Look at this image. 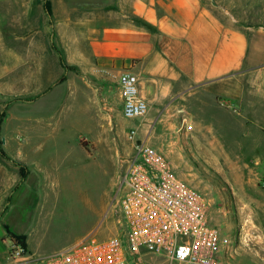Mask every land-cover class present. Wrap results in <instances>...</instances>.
<instances>
[{"label": "crops", "instance_id": "obj_1", "mask_svg": "<svg viewBox=\"0 0 264 264\" xmlns=\"http://www.w3.org/2000/svg\"><path fill=\"white\" fill-rule=\"evenodd\" d=\"M125 72L138 77L149 105L143 119L123 116L118 77ZM237 76L253 77L259 87L221 89L237 98L218 100L210 86ZM0 94L47 100L48 112L74 97L84 110L92 102L102 123L80 141L84 152L82 142L101 144L119 113L127 127L138 128L137 143L164 150L174 162L187 149L199 154L245 199L264 190V34L250 32L213 0H0ZM42 149L21 162L3 148L27 166L0 155L6 200L20 185L49 180L53 152ZM122 152L134 158V143ZM1 228L8 232L6 222Z\"/></svg>", "mask_w": 264, "mask_h": 264}, {"label": "rangeland", "instance_id": "obj_2", "mask_svg": "<svg viewBox=\"0 0 264 264\" xmlns=\"http://www.w3.org/2000/svg\"><path fill=\"white\" fill-rule=\"evenodd\" d=\"M213 1L250 32L264 34V0ZM254 81L253 77L237 76L210 87L219 90L218 100L228 101L235 96L222 95L221 89L254 88L258 86ZM23 98L31 97L0 94V105L7 102L9 108L1 132L2 147L21 162L29 159L31 149L43 148L40 154L51 150L53 169L42 187L28 182L18 186L10 204L0 191V223L6 222L8 231L0 229V264L8 262L9 247L16 240L12 231L27 237L28 249L38 257L67 248L93 233L102 239L118 235L120 185L133 157L122 152L132 142L127 136L130 128L119 113L108 124V136L101 144L95 147L82 142L88 151L84 152L80 141L99 130L102 123L97 106L91 102L84 110L82 98L74 97L64 109L48 112L44 107L47 100ZM225 130L234 131L230 126ZM198 155L187 149L178 162L167 156L176 173L210 201L211 223L237 239L239 255L230 264H264V190L259 187L251 193L252 200L245 199L243 191ZM6 207L8 211L2 214Z\"/></svg>", "mask_w": 264, "mask_h": 264}, {"label": "built area", "instance_id": "obj_3", "mask_svg": "<svg viewBox=\"0 0 264 264\" xmlns=\"http://www.w3.org/2000/svg\"><path fill=\"white\" fill-rule=\"evenodd\" d=\"M118 84L126 119H143L149 105L139 79L125 72ZM185 129L192 125L185 123ZM138 128L127 136L136 156L120 185V233L106 239L95 233L71 246L38 257L15 240L6 264H230L239 255L235 237L213 225L210 201L175 171L168 156L137 143Z\"/></svg>", "mask_w": 264, "mask_h": 264}, {"label": "trees", "instance_id": "obj_4", "mask_svg": "<svg viewBox=\"0 0 264 264\" xmlns=\"http://www.w3.org/2000/svg\"><path fill=\"white\" fill-rule=\"evenodd\" d=\"M63 65H64V67H65L67 70H70V69L73 68L71 65H69V64L66 63L65 61H63ZM17 100L19 101L20 99H17ZM0 155H1L2 157H4V158L10 160V161H13V163H15L16 165L20 166L21 168H23V169H25V170L27 169V167H26L25 165H23V163H21L20 161H17V160L14 161V160H12L10 157H8V156L6 155V153L4 152V150H3L1 143H0ZM26 178H27V175L25 174L24 179H26ZM11 201H12V196L9 197V199H8V204H10ZM7 209H8V207L5 208V210L3 211L2 214H4L5 211H6ZM1 218H2V215H0V220H1ZM9 233H10V231H9ZM11 234H14V235H13L14 238H15L17 241L21 242L25 247H27V245H26V243H25V241H26V237H25V236H19V235L15 234V233H11Z\"/></svg>", "mask_w": 264, "mask_h": 264}]
</instances>
